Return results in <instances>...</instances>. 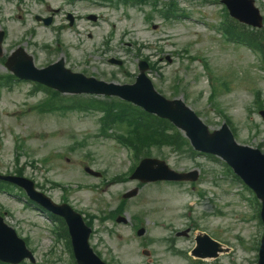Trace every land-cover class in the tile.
I'll use <instances>...</instances> for the list:
<instances>
[{
  "label": "rangeland",
  "instance_id": "1",
  "mask_svg": "<svg viewBox=\"0 0 264 264\" xmlns=\"http://www.w3.org/2000/svg\"><path fill=\"white\" fill-rule=\"evenodd\" d=\"M168 1L160 0L162 5ZM174 1L185 13L187 19L167 23L162 17L153 13L151 6L147 3L131 6L123 12L122 9H105L104 12L109 15V24L115 25L113 29L107 28L114 31L115 55H125L131 68L132 66L134 68L138 58L136 49H140V54L147 56L151 61H156L161 58L159 56L164 57L165 54L173 57L170 64L165 63V60L161 61L162 72L167 83L158 81L157 85L169 94L174 91L170 85L173 81L176 82L178 76V95L184 97L186 103L214 129L220 126L221 119L214 110V106H211L208 101L209 82L204 76L202 63L190 60L191 56L197 55L204 58L214 74L221 81H226L230 87L229 93L225 95L222 93L216 99L217 104L230 113L239 131L244 133L246 109L252 107L253 102L252 89L262 90L264 99V82L259 80L263 74L255 69L253 55L243 48L225 45L220 37L199 22L213 25L219 23L218 14L221 8L219 0H207L204 3L190 0ZM259 1L264 15V0ZM4 2L7 9L12 8V3L6 0H0V5H4ZM50 3L53 7L64 8L65 12L75 13L80 10L94 9L90 5L76 4L77 9L74 8L76 10L74 11L65 3L51 0ZM43 9V6L35 7L33 3L31 4L32 13L43 14ZM147 14H152L150 24L144 21ZM21 16L23 20L21 23L13 18H10L5 25L0 23L1 27L9 30L8 41L19 38L21 26L26 19L31 25L33 24L31 15L26 17L21 12ZM58 17L60 18V13ZM152 25H156L155 29ZM105 30L104 25L95 29V41H99ZM42 31L43 29L35 24L37 41L43 40ZM67 37L72 43L71 48H75L71 51L69 63H82L83 53L91 50L92 43L82 44L80 49L72 33H68ZM61 38L65 41L64 35ZM120 38L122 40H119ZM121 41L132 44L129 52L123 53L119 45ZM158 50L163 51L164 54L159 53ZM51 56L52 58L39 56L38 61L40 63L45 60L53 61L60 55L56 53ZM103 65L107 66L106 63ZM96 66L101 65L99 63ZM83 69L91 72L89 66H83ZM152 77L156 75L152 73ZM118 80L122 82V76H119ZM33 88L30 84H21L11 89L0 90V172L8 173L15 169L16 144L20 143L22 151H20L17 165L24 167L23 175L38 183L39 187L56 201H60L65 193L61 188H53L52 182H58L64 187L71 186L74 190L67 194L68 202L85 213L100 215V212L104 210L113 209L118 203L119 191L127 187L129 183L114 186L101 185L99 181L82 175L81 164L90 163L93 169L104 170L107 176H112L126 170V152L112 139L97 136L98 114L69 113L59 116L35 113L31 107L42 100L46 93L32 92ZM252 118H254L253 123H259L257 116L253 115ZM260 125V128H264L262 123ZM81 140H85L83 147L70 150V147ZM260 140L257 138V141ZM161 154L175 169H200L203 177L198 189L210 192V198L197 201V195H195V204L189 208L191 205L189 202L192 200L190 197H193V194L188 187L165 185L159 188L145 187L138 199L125 205V213L129 218L140 211H147L145 223L150 227L148 235L153 236L157 241L150 246L153 251L151 262L139 256L140 244L132 239L131 226H116L111 221L101 223L96 219L93 222L94 235L91 245L96 246L102 257L112 261L113 264L147 262L149 264H190L183 257L178 262L170 256L161 239L172 236L175 230H181L194 221L196 229L216 234L220 241L232 248L230 254L210 264H253L256 252L244 250L242 246L250 248L257 234V227L253 219V223L241 220L242 216H247L245 210L250 212V208L235 194V186L237 188L240 186L236 183L231 184L228 179H222L219 164L206 158L176 157L168 150L162 151ZM154 155H156L155 152ZM43 159H48L45 164L41 163ZM77 186L82 188L77 189ZM91 186L96 188L91 189ZM176 192L180 196L174 202H170L171 195H175ZM16 195L19 199L0 193V213L9 212L5 218L6 222L21 236L28 239L29 248L36 261H47V264H71L68 248L62 242L55 245L54 237L49 229L51 221L32 206L24 208L22 203L25 199L18 193ZM176 242L177 246L184 251L192 247V238H180Z\"/></svg>",
  "mask_w": 264,
  "mask_h": 264
}]
</instances>
